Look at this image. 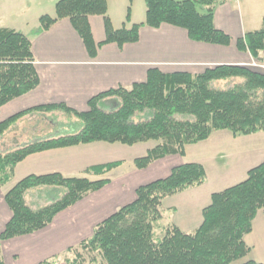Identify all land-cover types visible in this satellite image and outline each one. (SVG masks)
<instances>
[{"label": "trees", "instance_id": "obj_1", "mask_svg": "<svg viewBox=\"0 0 264 264\" xmlns=\"http://www.w3.org/2000/svg\"><path fill=\"white\" fill-rule=\"evenodd\" d=\"M108 1L57 0L56 16H41L40 28L69 18L91 56L107 43L124 45L138 41L144 25L170 24L185 29L195 41L221 45L231 42L230 35L215 25V9L222 0H145V22L121 28H114L107 14ZM93 15L104 18L106 38L100 42L95 40L91 28ZM129 18L130 15L127 21ZM237 43L239 48L250 51L256 61L262 60L264 17L259 29L246 32ZM236 78L240 80L226 88L213 85ZM39 84L31 39L15 29L0 27V111ZM106 99L104 106L101 101ZM35 109H61L73 114L79 119L77 129L6 154L0 152V186L12 181L17 164L26 157L53 148L97 141L132 146L158 140L145 155L135 159L138 168H145L165 156L184 154L187 145L209 138L215 130L227 129L235 136L264 131V72L241 65H218L198 74L166 73L151 68L144 82L112 88L92 97L87 111L61 103L17 113L0 122V137L14 121ZM146 110L152 111L150 118L133 120ZM178 114L193 118L179 119ZM120 164L121 161H114L93 165L86 173L103 177ZM206 179L204 165L191 162L175 166L165 178L139 186L133 202L100 222L90 238L70 247L64 260L68 264H233L245 259L241 264H264L247 259L251 246L246 242L255 216L264 208V161L251 168L243 181L212 194L210 204L203 209L202 223L195 231L185 232L176 224H168L162 236L156 237L155 228L163 216V200L202 185ZM108 182L109 178L66 177L60 172L31 174L19 180L5 193L12 217L0 233V264H5L3 241L44 229L59 212ZM38 186H64L66 192L49 205L33 209L25 194ZM55 262L56 259L44 261Z\"/></svg>", "mask_w": 264, "mask_h": 264}, {"label": "crops", "instance_id": "obj_2", "mask_svg": "<svg viewBox=\"0 0 264 264\" xmlns=\"http://www.w3.org/2000/svg\"><path fill=\"white\" fill-rule=\"evenodd\" d=\"M252 2L248 7H244L241 0H222L217 5L215 25L230 35L228 45L195 41L185 29L170 24L144 25L138 41L124 45L104 44L95 56L89 54L69 18H61L48 28H40L41 16H56L55 5L54 13L38 14V21L28 30H17L32 41L40 84L5 104L0 111V122L47 104L64 103L72 109L87 111L92 97L112 88L144 82L151 68L166 73L198 74L218 65H241L264 72V48L262 60L256 61L250 51L239 48L237 43L246 32L262 25L264 12ZM134 4L135 0L108 1L107 14L114 28L145 22L146 3L144 11L137 13ZM117 7L118 13L115 14ZM127 15H130L129 21ZM90 23L95 40L103 41L106 38L104 18L90 16ZM107 100L101 104L106 105ZM66 115L77 118L61 109L29 111L5 130L0 137L1 150H16L35 141L68 133L67 123L62 120ZM127 146L97 141L53 148L31 154L17 164L12 181L0 186V233L12 217L5 193L22 178L60 172L66 177L88 176L92 179L94 176L86 173L87 168L121 161L105 175L104 178H109L105 186L59 212L47 227L3 241L1 251L5 264H45L47 259H56L55 264H68L64 256L69 248L90 238L100 222L133 202L139 186L167 177L175 166L196 162L206 168V182L166 197L161 207L162 218L166 212L172 213L167 223L176 224L185 232H193L201 225L203 209L210 204L212 194L243 181L251 168L264 161V131L235 136L227 129L215 130L209 138L187 145L184 154L165 156L145 168L135 165V159L145 154L128 158L132 149ZM153 146H148L146 153ZM246 242L251 246L247 259L264 263V208L255 216Z\"/></svg>", "mask_w": 264, "mask_h": 264}, {"label": "rangeland", "instance_id": "obj_3", "mask_svg": "<svg viewBox=\"0 0 264 264\" xmlns=\"http://www.w3.org/2000/svg\"><path fill=\"white\" fill-rule=\"evenodd\" d=\"M252 1H253L252 4L255 5V7H259L258 10H261L262 12H264V0H252ZM56 2L57 0H0V27L11 28V29L17 28L16 30H18V28L22 30H28V27L30 25L35 24V22L38 21V16H39L38 14H41V13L45 14L47 12L54 13ZM241 2L243 3L244 7H248L251 5V0H241ZM144 8H145V0H135V4H134L135 13H137L139 10H142L143 12ZM255 11L256 10H254V12ZM117 13H118V7H117V11L115 14ZM127 17H126V20H127ZM239 80L240 78L220 80V81L214 82L213 85L215 87L226 88L232 85L234 82L239 81ZM52 110H46V111H52ZM151 115H152V111L146 110L144 112L136 114L133 117V120L136 122L141 121V120H146L150 118ZM72 117L70 115H66L64 118L62 117V120L66 121L67 123L66 130L68 131L66 132H74V130H76L75 129L76 124L79 123L77 122V120L79 121L78 118H72ZM177 117L179 119H184V118L192 119L193 118L192 116L187 115V114H178ZM158 143H159L158 140H151L148 142L138 143L135 146L128 145L127 147L132 149L128 153V156H129L128 158H130V156L135 155V154H140V153L146 154V150L148 146H151V145L153 146ZM14 150L3 151L0 148V152H2L3 154L9 153ZM128 161H132V159H128ZM92 176H94L92 177V179L100 178L95 175H92ZM65 192H66V187L64 186H38V187L29 189L25 194V199L29 206L31 204L33 207H35V208L32 207L33 209H38V208L47 206L50 203L58 200L65 194ZM171 214L172 213L170 212H166L165 217L161 218V220L158 222V226L155 228L156 237H161L162 234L164 233V226L169 224L167 222L171 220ZM244 260L245 259L236 260L233 262V264H241Z\"/></svg>", "mask_w": 264, "mask_h": 264}]
</instances>
